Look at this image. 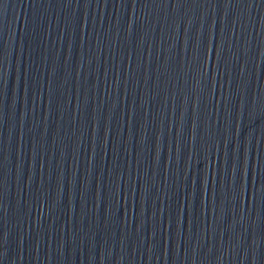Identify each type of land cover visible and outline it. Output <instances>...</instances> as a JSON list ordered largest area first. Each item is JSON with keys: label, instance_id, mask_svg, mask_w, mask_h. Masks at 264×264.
Here are the masks:
<instances>
[{"label": "water", "instance_id": "1", "mask_svg": "<svg viewBox=\"0 0 264 264\" xmlns=\"http://www.w3.org/2000/svg\"><path fill=\"white\" fill-rule=\"evenodd\" d=\"M0 264H264V0H0Z\"/></svg>", "mask_w": 264, "mask_h": 264}]
</instances>
